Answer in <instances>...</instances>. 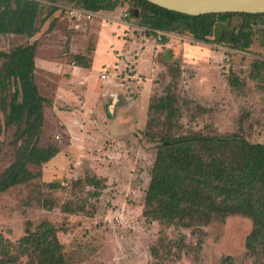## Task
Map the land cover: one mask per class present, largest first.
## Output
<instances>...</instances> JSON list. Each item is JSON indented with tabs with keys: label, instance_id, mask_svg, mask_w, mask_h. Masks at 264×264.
<instances>
[{
	"label": "rangeland",
	"instance_id": "obj_1",
	"mask_svg": "<svg viewBox=\"0 0 264 264\" xmlns=\"http://www.w3.org/2000/svg\"><path fill=\"white\" fill-rule=\"evenodd\" d=\"M43 1L50 7L42 9L38 33L0 35V70L4 53L36 42L34 81L46 99L39 146L59 153L29 166L34 181L0 195V235L18 244L52 224L67 264H256L246 248L254 223L243 214L213 219L198 232L167 227L144 209L166 134L238 133L264 144V24L242 52L189 34L147 35L130 0L82 21L68 12L82 9L78 4ZM53 5L61 8L51 14ZM80 56L90 68H73ZM13 92L8 87L0 97L10 102ZM168 98L171 119L158 107ZM8 113L0 108V175L24 143L22 129L7 127ZM87 177L103 180L102 188ZM52 182L61 187L51 189ZM29 261L21 256L18 264Z\"/></svg>",
	"mask_w": 264,
	"mask_h": 264
},
{
	"label": "trees",
	"instance_id": "obj_2",
	"mask_svg": "<svg viewBox=\"0 0 264 264\" xmlns=\"http://www.w3.org/2000/svg\"><path fill=\"white\" fill-rule=\"evenodd\" d=\"M67 2L76 3L96 15L112 12L120 5V0ZM130 2L134 7L131 15L134 17L139 11V26L147 30V35L189 34L195 41L229 45L231 49L242 52H248L252 47L254 28L264 24V14L192 16L159 7L147 0ZM45 7L50 5L43 0H0V35L32 37L39 32V17ZM60 8L53 5L50 13L54 14ZM237 18L242 19L240 26L233 21ZM161 41L165 44L166 36ZM36 53L37 44L33 42L3 54L7 60L0 70V92L4 93L11 86H14V92L10 102L0 97V108L6 111L9 107L6 125L22 129L19 137L24 143L18 147L15 161L0 175V195L34 181L38 176L29 166H41L59 153L54 146H39L46 99L34 81ZM77 60L82 68H90L83 63L82 56ZM168 99V102L162 100L158 107L166 109L167 117L171 119L176 112L171 107L173 100ZM156 148L145 197V216L167 227L180 226L200 232L201 227L213 219L243 214L254 223L246 240L248 254L256 264H264V144L251 143L238 133L213 136L194 132L188 135L166 134L159 139ZM86 179L95 189L103 186V180L97 177ZM49 187L56 190L61 185L52 182ZM63 249L57 228L45 224L35 232H28L18 244L0 235V264H18L21 256L29 257V264H67Z\"/></svg>",
	"mask_w": 264,
	"mask_h": 264
},
{
	"label": "water",
	"instance_id": "obj_3",
	"mask_svg": "<svg viewBox=\"0 0 264 264\" xmlns=\"http://www.w3.org/2000/svg\"><path fill=\"white\" fill-rule=\"evenodd\" d=\"M159 7L200 16L218 13L264 14V0H147ZM136 16L138 12H135Z\"/></svg>",
	"mask_w": 264,
	"mask_h": 264
},
{
	"label": "built area",
	"instance_id": "obj_4",
	"mask_svg": "<svg viewBox=\"0 0 264 264\" xmlns=\"http://www.w3.org/2000/svg\"><path fill=\"white\" fill-rule=\"evenodd\" d=\"M69 14L71 15V17L73 19H77V20H83V19H91L92 16H94V13L91 12H87L83 9H78V8H69ZM107 77L106 75H103V78Z\"/></svg>",
	"mask_w": 264,
	"mask_h": 264
},
{
	"label": "crops",
	"instance_id": "obj_5",
	"mask_svg": "<svg viewBox=\"0 0 264 264\" xmlns=\"http://www.w3.org/2000/svg\"><path fill=\"white\" fill-rule=\"evenodd\" d=\"M75 20H77V19H75ZM82 21V20H81ZM41 64H42V62H41ZM40 65V64H39ZM77 66V67H76ZM78 67H80L81 69H87V68H82L81 66H78L77 64L75 65V63L73 64V68H75V69H77ZM88 70H90V69H88ZM109 89H110V87H109V85L107 86Z\"/></svg>",
	"mask_w": 264,
	"mask_h": 264
}]
</instances>
